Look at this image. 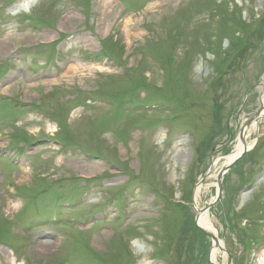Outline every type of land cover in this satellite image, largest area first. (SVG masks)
<instances>
[{
  "label": "rangeland",
  "instance_id": "374dc122",
  "mask_svg": "<svg viewBox=\"0 0 264 264\" xmlns=\"http://www.w3.org/2000/svg\"><path fill=\"white\" fill-rule=\"evenodd\" d=\"M25 1L0 0V264H227L193 225L264 104V0ZM247 144L208 212L232 264L264 257V119Z\"/></svg>",
  "mask_w": 264,
  "mask_h": 264
},
{
  "label": "water",
  "instance_id": "95a60500",
  "mask_svg": "<svg viewBox=\"0 0 264 264\" xmlns=\"http://www.w3.org/2000/svg\"><path fill=\"white\" fill-rule=\"evenodd\" d=\"M262 110H259L254 116H252L251 118H249L245 124H244V127L243 129L241 130L240 132V140L243 142V144L245 145L244 146V149L242 150V152H240V154L235 157L229 164L225 165L219 175H218V179H217V196H216V199L215 201H217L219 198H220V195H221V189H222V180H223V177L225 175V173L227 171L230 170V168L242 157L244 156V154L249 150L248 147H247V144H246V140H245V135H246V131H247V128L252 125L253 123H257L259 121V119L261 118V113H262ZM214 204V202L210 203L206 208H200L198 211V216H197V219H196V224L197 226L203 231L205 232L207 235H209L211 237V239L216 243L218 244L219 243V238L217 236H215L214 234H212L211 232L205 230L204 228H202L199 224H198V220H199V217H200V214L205 212L206 210L210 209L212 207V205ZM227 251V250H226ZM228 253V252H227ZM228 257H229V261H228V264H231V256L230 254L228 253Z\"/></svg>",
  "mask_w": 264,
  "mask_h": 264
},
{
  "label": "bare ground",
  "instance_id": "6f19581e",
  "mask_svg": "<svg viewBox=\"0 0 264 264\" xmlns=\"http://www.w3.org/2000/svg\"><path fill=\"white\" fill-rule=\"evenodd\" d=\"M38 1L39 0H26L25 2L28 3L27 6L30 9L33 6V4H36ZM132 21L133 20H132L131 17H128L127 18V20L125 22V31L126 32L128 31V28L131 25ZM71 68L72 67H69L68 70H70ZM81 68H83V67H79L78 65L76 66V69H81ZM263 118H264V110L261 113V119L260 120H262ZM257 126L258 125L256 123H253L251 127L252 128H256ZM248 131H249V129L247 130V133H248ZM244 138H245V140H247V135H245ZM244 146L245 145L243 144V142L241 140H239L238 143L236 144L235 150L230 155L227 156V163L231 162L235 157H237L240 154V152H242V150L244 149ZM247 147L250 148V146H248V145H247ZM198 224L202 228H204L205 230H207V231L214 232L215 234L218 233L217 230L215 229V227L213 226V224H212V222H211V220H210L209 215H208L207 212L200 215L199 220H198ZM221 244H222V242H219L218 244L215 245V248L217 250L218 249L220 250ZM214 256H215V250L212 253V261L213 262L215 260ZM261 261H262V264H264V257L261 259ZM15 262H16V260H15V258H13L12 259V263H15Z\"/></svg>",
  "mask_w": 264,
  "mask_h": 264
},
{
  "label": "trees",
  "instance_id": "16d2710c",
  "mask_svg": "<svg viewBox=\"0 0 264 264\" xmlns=\"http://www.w3.org/2000/svg\"><path fill=\"white\" fill-rule=\"evenodd\" d=\"M219 66V65H218ZM215 81H216V78H215ZM239 164V163H238ZM237 166V165H236ZM194 226V228H195V225H193ZM196 229V228H195Z\"/></svg>",
  "mask_w": 264,
  "mask_h": 264
}]
</instances>
